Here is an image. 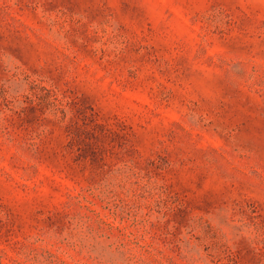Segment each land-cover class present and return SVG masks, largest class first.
Listing matches in <instances>:
<instances>
[{
	"label": "rangeland",
	"instance_id": "1",
	"mask_svg": "<svg viewBox=\"0 0 264 264\" xmlns=\"http://www.w3.org/2000/svg\"><path fill=\"white\" fill-rule=\"evenodd\" d=\"M0 264H264V0H0Z\"/></svg>",
	"mask_w": 264,
	"mask_h": 264
}]
</instances>
